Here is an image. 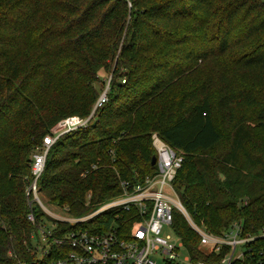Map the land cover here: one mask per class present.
<instances>
[{
  "label": "trees",
  "instance_id": "16d2710c",
  "mask_svg": "<svg viewBox=\"0 0 264 264\" xmlns=\"http://www.w3.org/2000/svg\"><path fill=\"white\" fill-rule=\"evenodd\" d=\"M232 52V73L254 87L221 72L215 90L206 78L173 91ZM99 71L110 72L107 101L47 152L37 187L49 204L81 218L120 197L123 183L142 185L156 173L155 134L183 156L172 187L193 224L214 236L233 223L245 235L264 228V137L252 129L264 124V0H0V264L36 260L31 157L58 122L89 116ZM135 215L113 208L80 227L127 231ZM73 228L58 222L53 236ZM172 230L192 264L218 261L177 212ZM263 249L253 244L250 264H264Z\"/></svg>",
  "mask_w": 264,
  "mask_h": 264
},
{
  "label": "built area",
  "instance_id": "2783aa9c",
  "mask_svg": "<svg viewBox=\"0 0 264 264\" xmlns=\"http://www.w3.org/2000/svg\"><path fill=\"white\" fill-rule=\"evenodd\" d=\"M108 90L109 80L88 117L72 116L58 122L50 134L43 138L40 149L31 157L32 181L25 191L28 207L26 218L35 227L33 236L41 234L44 242L40 254L34 247L37 256L33 264H192L189 256L182 263L176 262L179 250L184 248L182 242L177 236L172 240L163 234L164 229L172 230L174 212L189 221L172 187L176 173L181 168L183 156L164 144L155 134L151 137L156 158L154 176L146 178L142 185L134 186L130 190L128 184L123 183L121 196L102 205L92 215L76 219L55 217L49 219L50 225L45 228V210L38 198L40 193L37 181L42 174L47 152L60 136L85 128L89 124L95 110L107 101ZM167 192H171L175 198H170ZM119 207L125 211L131 208L136 210L137 220L129 230H124L121 224L116 223L103 233H92L80 227L97 214ZM36 209L43 212L44 217L40 223L35 221ZM58 222L74 228L61 237H54L53 231ZM191 227L199 237L198 249L204 255L218 258L216 263L199 261L194 264H250L251 256L253 259L254 255L251 254L253 244L259 240L264 241V228L255 235H245L241 223L231 224L220 236L208 234L192 224Z\"/></svg>",
  "mask_w": 264,
  "mask_h": 264
},
{
  "label": "rangeland",
  "instance_id": "374dc122",
  "mask_svg": "<svg viewBox=\"0 0 264 264\" xmlns=\"http://www.w3.org/2000/svg\"><path fill=\"white\" fill-rule=\"evenodd\" d=\"M234 57H235V55L232 52V53H229L228 55H226L224 57L212 59V60H210L208 62L198 64V66L194 67L192 69V72L187 74V77L181 79L175 85V87L173 88L174 90L173 89L172 90L176 91V93H179L181 95L184 92L194 88L195 86H197L198 84L203 82L206 78H210L212 80V82H213V90H215L217 88L216 79H217V76L219 75V73H221V72H224L226 74H229V72H231V74H229V75H231V77L237 83L239 81V83H242L243 85L249 84V85L254 87L255 79L253 77H251L250 75H243L242 76V75H238L237 73H235V75H234V73H232V72H234V67H233V61H234L233 59H234ZM98 78H99L100 81L97 82V83H93L92 86H93L96 94L99 96L101 94V92L105 89L108 80H110V72L99 71L98 72ZM102 82L104 83V85L102 84ZM252 129L255 130L254 133L256 135L264 137V124L253 125ZM37 150H39V149H37ZM93 169H95V168H93ZM167 195L170 198H172V199L175 198L174 195L171 192H167ZM38 198H39V201H40L41 205L43 206V208L45 210V214H44V216L46 218L45 223H44L45 224V228L49 227V225H50L49 222H50V220H52V218H55V217L56 218L58 217V218H61V219H69V218H71L66 213L65 208L49 204L47 202V200L45 199V197H43V195H41V194L38 195ZM41 213H43V212H41ZM89 215H92V213L89 214ZM183 218L187 222L188 226L191 229H192L191 224L196 226L195 224L192 223V221L189 219V217H188L189 221L185 217H183ZM198 228L203 230L200 227H198ZM163 234H164V236L168 237L169 239H172V240L176 239V235H175L174 231L171 230V229H164L163 230ZM31 243H32L33 247H36L38 249V254H40V248H41V246L44 245L43 236L41 234H37V235L33 236V239H32ZM204 245L207 248L209 247V245H207V244H204ZM187 257H188V254H187L186 250L184 248H182L178 252V258L176 259V262L182 263V262H184V260ZM158 261H160V260H158Z\"/></svg>",
  "mask_w": 264,
  "mask_h": 264
},
{
  "label": "water",
  "instance_id": "95a60500",
  "mask_svg": "<svg viewBox=\"0 0 264 264\" xmlns=\"http://www.w3.org/2000/svg\"><path fill=\"white\" fill-rule=\"evenodd\" d=\"M155 160H156L155 156H152V158H151V162H150V164H151L152 166L155 165Z\"/></svg>",
  "mask_w": 264,
  "mask_h": 264
}]
</instances>
